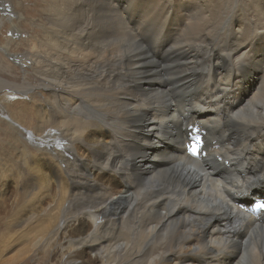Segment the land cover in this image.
Returning <instances> with one entry per match:
<instances>
[{"label":"bare ground","instance_id":"obj_1","mask_svg":"<svg viewBox=\"0 0 264 264\" xmlns=\"http://www.w3.org/2000/svg\"><path fill=\"white\" fill-rule=\"evenodd\" d=\"M17 3L0 59L24 77L0 94L42 89L48 119L28 139L0 101L24 137L0 159V255L29 246L0 264H264V0ZM32 12L39 37L14 41Z\"/></svg>","mask_w":264,"mask_h":264},{"label":"rangeland","instance_id":"obj_2","mask_svg":"<svg viewBox=\"0 0 264 264\" xmlns=\"http://www.w3.org/2000/svg\"><path fill=\"white\" fill-rule=\"evenodd\" d=\"M15 2L17 3L18 0H4V1H0V24L2 22V18L14 19V16H15V13H14ZM17 4H19V3H17ZM26 6L29 7L30 9H34V2H29L28 1V2H26ZM34 12H32V14H31L32 16H30V19H29V22L27 23V25H24V27H23L24 31L21 28V30L23 32H21L20 34L14 35V38H15L14 41H18L20 39H27V38H29L30 35H32L34 37H39V31H40V27L39 26L42 24V21H43L42 18H44V15H41V13L38 12L36 14L37 16H33L35 14ZM7 23L8 22H6V24H4L3 27H5V28L3 29V32L0 34V45L5 44L8 40L11 39L10 38L11 37V33L9 32V30H11V28H10V25L7 24ZM18 49H19V51H17L18 53H24V50H25L24 47L20 46V47H18ZM5 57H6L5 59H6L7 62L6 61L4 62V61H2L0 59V65H1V63L3 64V62H4V65L11 64L12 65V70L9 73V71L2 66V67H0V75L2 77L5 76V77H3L5 79H9V80H14L15 79L16 82H22L21 80L24 77V74H23V71H22V66L19 64V62L17 60L15 61V59H13L12 57L7 56V55H5ZM2 59L4 60L3 57H2ZM28 67L29 66H26V67H23V68L28 69ZM14 70H16V71H14ZM31 81H32V78H31ZM38 92H39L38 95H36L35 97L32 96V93L22 94V92H19V91L11 93L10 91H5V89L2 91V94H0V97H1L0 101H2V103H4L3 107H5V109L8 108V109H6V111H7L6 115L8 114L7 116H9V118L12 119L15 124L21 125L23 127V129L21 128V126H20V129H21V131H25L26 133L23 132V134H26V135H27V131H28L27 129H29V128L33 129V128L40 127L48 119V116H47V114H45V112H43V113L39 112V111H42L43 109L45 110V105H44V101H43V99H44V97L46 95L45 91L43 92V90L40 89V90H38ZM23 104L27 105L28 107H32L33 108V109H27V111L25 110L26 111L25 114H27V113L31 114L32 113L31 111H34V108H35V111L32 114L35 115V114H37V112H39V117L37 118V120L32 121L31 122L32 124L30 123L28 125V124L24 123L23 120H21V116H19L20 114H19L18 111L24 110V107L21 106ZM12 105H15V106L12 107ZM10 107L15 108L14 111H13V109L11 110ZM31 117L32 116H30L29 118H31ZM9 118H7V120H8L7 122L10 121ZM27 121H29V120H27ZM10 129H11V126L7 125L2 119H0V159L1 158L5 159L8 156H12V157L15 158L16 156H19L17 150L18 151L19 150H24V142H21V140L24 139V137H21L20 135L15 134V132L13 130H10ZM48 129H50V128H48ZM26 137L29 139L28 135ZM15 149H16V151H15ZM80 151H81L82 155L85 153L83 150H80ZM32 152H33V150H32ZM33 153L38 155V156H40V157H41V154H42V152H37V151H34ZM85 156L86 155H84V157ZM16 158H18V157H16ZM10 184H11V186L13 188V184H12L11 181H10ZM12 190L15 191L14 189H12ZM8 192L9 193H8L7 198L11 202L12 201L13 202L17 201L18 198L15 197L14 195H12L10 189H8ZM5 236L7 237L8 235H5ZM15 245H16V242L12 246H8L7 245L8 250H7V248H5L6 250L4 249L3 253L0 255V259L9 261L10 258H13V257H15L17 255V253L19 252L20 249H22V248L24 249V248L29 247V246H27L28 243L27 244L24 243L22 245L20 244V245H18V247L15 246ZM1 249H2V247L0 246V250ZM92 256H94V255H92ZM24 257H25V259L22 262V264H26V263L27 264H38V263H40L39 258L41 257V255H38V256H35V257H33L31 255L29 257L28 253H25ZM55 259L56 260L58 259L57 255L54 256V258H51V262L55 263L56 262ZM0 263H1V261H0Z\"/></svg>","mask_w":264,"mask_h":264},{"label":"snow or ice","instance_id":"obj_3","mask_svg":"<svg viewBox=\"0 0 264 264\" xmlns=\"http://www.w3.org/2000/svg\"><path fill=\"white\" fill-rule=\"evenodd\" d=\"M198 139V138H196ZM190 151L192 152L193 155L197 154V147L195 144H193L191 147H190ZM260 207L264 208V205H260Z\"/></svg>","mask_w":264,"mask_h":264}]
</instances>
